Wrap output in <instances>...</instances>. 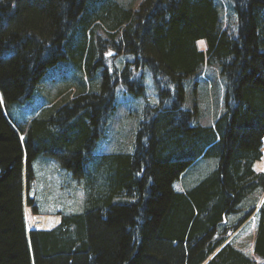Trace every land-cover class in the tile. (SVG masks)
Segmentation results:
<instances>
[{"label": "trees", "instance_id": "trees-1", "mask_svg": "<svg viewBox=\"0 0 264 264\" xmlns=\"http://www.w3.org/2000/svg\"><path fill=\"white\" fill-rule=\"evenodd\" d=\"M232 1L236 33L215 0H142L138 8L0 0V264H264V170L255 167L264 150V0ZM109 49L131 58L109 69ZM59 63L76 66V91L17 127L9 106L31 98ZM216 64L223 108L203 124L197 105L185 104L187 82ZM120 81L144 99L133 150L97 155ZM49 156L81 178L82 208L59 212L51 228L28 229L25 206L38 211L25 193L35 161ZM201 158H216L214 168L176 189ZM255 211L253 256L230 234Z\"/></svg>", "mask_w": 264, "mask_h": 264}, {"label": "rangeland", "instance_id": "rangeland-1", "mask_svg": "<svg viewBox=\"0 0 264 264\" xmlns=\"http://www.w3.org/2000/svg\"><path fill=\"white\" fill-rule=\"evenodd\" d=\"M107 1L111 3L120 2L124 5V8H138L142 2V0ZM215 1L221 9L223 25L229 27L233 33H236L237 14L233 1ZM198 46L200 48L205 47L202 39L199 40ZM130 58L129 55L117 56L113 50L109 49L105 54L104 62L109 69H112L113 67H121ZM71 63L68 64L70 65ZM69 65L59 63V65L49 68L31 98L9 106L10 117L17 127L27 128L28 123L33 118L44 117L55 106L60 105L64 98H68L76 91L75 86L70 88L71 82H69L75 76L73 69L76 66L71 65L72 67L69 68ZM99 67L98 76L100 82L104 66ZM143 74L147 98L151 103H155L157 101V92L151 72L145 68ZM200 75L201 77L197 78ZM200 75L195 77L197 79L193 77V84L188 83L190 82L188 78L185 104L187 107L197 105L200 112L196 120L203 124H209L223 108L225 80L217 64L205 66ZM83 78L85 82H88V75L85 72ZM61 90H63V94L59 95ZM143 102L144 99L132 95L122 81L118 83L116 87V108L110 116L107 130L96 144L95 153L97 155L108 154L113 151L131 152L133 150L134 135L141 119ZM49 157H40L35 161V177L25 193L26 196L32 197L38 211L35 213L31 207L25 206V222L28 229L51 228L58 224L59 212L80 211L82 208L85 191L81 178L78 179L62 168L52 156ZM215 164L216 158L199 159L183 172L181 178L174 182V187L179 190H185L187 187L194 185L208 171L214 168ZM255 167L258 170H264V158L256 162ZM260 203H264V192L257 202V207ZM256 216L257 213L256 215L252 214L237 231H234L236 233L233 232L231 234V240L237 246L243 247L244 251L251 254V236L253 230H255ZM255 258L256 264L262 263L261 258Z\"/></svg>", "mask_w": 264, "mask_h": 264}, {"label": "crops", "instance_id": "crops-1", "mask_svg": "<svg viewBox=\"0 0 264 264\" xmlns=\"http://www.w3.org/2000/svg\"><path fill=\"white\" fill-rule=\"evenodd\" d=\"M199 77H201V75L198 76L197 78H199ZM197 78H195V79H197ZM247 220H248V219H247ZM247 220H246V221H247ZM246 221H245V222H246ZM245 222H244V223H245ZM244 223H243V224H244ZM243 224H242V225H243ZM242 225H241V226H242ZM241 226H240V227H241ZM237 230H238V229H237ZM237 230H236V231H237ZM254 232H255V231L253 230V233H252V236H251L252 239H253V236H254ZM234 233H236V232H234ZM251 244H252V243H251ZM235 245H236V244H235ZM238 247H240V246H238ZM241 248H243V247H241ZM243 249H244V248H243Z\"/></svg>", "mask_w": 264, "mask_h": 264}, {"label": "water", "instance_id": "water-1", "mask_svg": "<svg viewBox=\"0 0 264 264\" xmlns=\"http://www.w3.org/2000/svg\"><path fill=\"white\" fill-rule=\"evenodd\" d=\"M262 141H264V135H263V137H262Z\"/></svg>", "mask_w": 264, "mask_h": 264}]
</instances>
